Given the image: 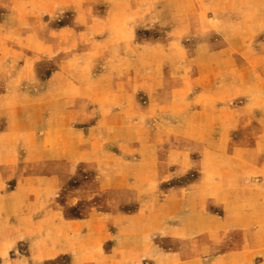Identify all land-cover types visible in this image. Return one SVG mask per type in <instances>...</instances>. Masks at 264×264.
Wrapping results in <instances>:
<instances>
[{
	"label": "rangeland",
	"instance_id": "rangeland-1",
	"mask_svg": "<svg viewBox=\"0 0 264 264\" xmlns=\"http://www.w3.org/2000/svg\"><path fill=\"white\" fill-rule=\"evenodd\" d=\"M0 264H264V0H0Z\"/></svg>",
	"mask_w": 264,
	"mask_h": 264
},
{
	"label": "crops",
	"instance_id": "crops-1",
	"mask_svg": "<svg viewBox=\"0 0 264 264\" xmlns=\"http://www.w3.org/2000/svg\"><path fill=\"white\" fill-rule=\"evenodd\" d=\"M158 96H159V95H153L152 97H158ZM91 121H93V119H92ZM91 121H89V122H91ZM99 124H102V123L99 122L98 124H96V125H95V128L91 131L92 133H93V131H95V130H96V132H97ZM90 130H91V129H90ZM150 147H151V146H150ZM135 168H136V167H135ZM123 187H125V183H123ZM125 188H126V187H125ZM86 217H87L86 220H83V221H81V222H78V221L71 222V225H73V226H75V227H76V226H80V227H81L82 224H84V223H88L92 217H93V218H96L95 214H93V212H92V211H89V210L86 211ZM126 220H130V218H129V219H126ZM49 257L51 258V257H53V256H52V255H50V256L47 255L46 260H47Z\"/></svg>",
	"mask_w": 264,
	"mask_h": 264
}]
</instances>
